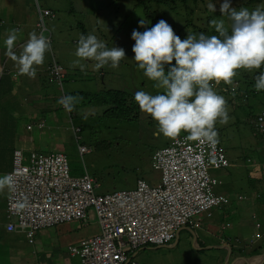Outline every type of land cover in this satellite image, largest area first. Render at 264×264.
<instances>
[{
  "label": "rangeland",
  "instance_id": "rangeland-1",
  "mask_svg": "<svg viewBox=\"0 0 264 264\" xmlns=\"http://www.w3.org/2000/svg\"><path fill=\"white\" fill-rule=\"evenodd\" d=\"M23 1L4 0L0 5V25L2 26L0 28V58L2 56V46L4 47V39L10 29L20 30L18 39L15 42L14 52L19 54L23 45L28 41L22 37L21 30L23 24L28 26L30 23L21 22L19 19L20 14L16 13V9H26V4L22 8L17 6ZM219 1L225 2V0ZM31 2L32 7L35 9L36 0H31ZM39 2L42 7L57 9L53 18L58 22V25L51 24V27L55 28L54 34L51 35L45 23L39 25L40 34L47 37V39L51 37L48 40L51 51L46 53L44 64L46 63L47 66L49 63L56 64L58 62L63 68L61 72L64 76L60 80L61 75L52 73L48 65L46 67L47 71L42 72V76L35 77L31 82L23 78L24 89H20L19 85L22 83L16 81L15 89H17V92L7 95L5 100V96L0 98V163L6 161L10 146L14 142L17 145L19 144V134L25 129L27 123H31L35 125L32 130L37 132L36 136H38L39 142H52L51 144L54 146L57 139L62 140L59 147L41 150V152L50 153L58 150L66 153L69 158L71 174L81 176L87 171L100 183L99 191L102 193L121 189H134L137 179L144 176L151 183L158 182L160 176L162 178V172L159 168L153 166L155 152L157 149L171 144L172 140L154 134L157 131L156 122L147 114L140 111L139 116L136 118H119L107 113L110 108L102 102L105 90L108 89L125 91L133 99L137 91H146L150 94H156L157 92L153 87V82L143 75L142 70L137 68L136 62L133 60L132 46L135 41L131 38L132 32L134 29L141 32L145 30V28L139 26V21L135 20L136 13L134 9H116L121 3H127V0H39ZM228 2L239 7L246 0H228ZM211 3H213L212 0H199L198 3H193L191 11H186L185 8L179 9L182 3L176 0L169 5H161L169 13V15L162 14L161 17L174 25L175 34L183 40L187 38L188 32L196 35L202 33L198 29L207 27L212 19H224L226 24L230 23L227 17H222L219 8L211 13L203 11L204 6ZM250 5L255 8L257 6L264 7V0H256ZM168 9L173 11L170 12ZM248 9L250 10V8ZM34 12L36 13V10ZM154 15L158 17L157 13H154ZM149 19L153 20L154 18ZM162 19H159L158 22ZM48 23L50 22L46 20V25ZM183 23L189 24V30L182 28L185 27ZM149 26L150 23L147 22V27L149 28ZM211 29L213 28L210 27L209 23L208 30L211 31ZM183 31L185 34H182ZM82 34L96 35L109 48L114 46L123 48L126 56L121 60L120 67L113 69L110 66H105L95 70L93 61L84 60L81 63L86 65L85 72H81L79 67L73 68L71 65L73 60L76 59L75 51L79 37ZM205 35H209V32ZM7 59L10 58L7 57ZM49 76L52 78L49 79ZM85 94H89L91 97H85ZM34 95L40 98L36 99ZM66 95L82 97L71 113L66 112L58 104V100ZM254 97L255 102L246 103L245 99L243 101L245 104L240 103V107L236 111L234 107L231 109L227 106L228 123L224 125L218 123L216 125L221 129L218 133L220 144L231 163L229 167L212 169L211 172L218 180L216 191L222 189L225 194H228L226 208H222V210L215 208L213 212L216 213L210 218L207 213L197 214L191 218L190 223L182 226L179 234L184 242L177 244L175 239L170 243L176 245L177 256L171 258L169 264H208L204 251L208 250L205 247L211 245H202L200 242L199 249L195 245V237H198L199 240L200 232L208 231L206 227H212V230H216L220 236L224 234L230 236L231 246L233 247L230 264H245L247 260L250 264H259L258 259L261 261L260 263L264 261V254L262 253V255L248 256L254 252L256 244H261L264 247L263 224H261L260 229L261 235L258 234L254 237L253 241L254 239L255 241L250 245L244 243L251 240L255 220L247 221L243 225L228 224L227 229H221L220 226L222 223L221 217H224L225 212L233 211L237 214L238 206L230 211L233 204L246 203V201H238V194L243 193L241 187L248 183L247 175L252 179L258 176L263 182L264 132L257 130L255 122L254 124L244 122L247 119L246 111L249 108L253 111L257 110V115L264 110V105L260 103V96L255 94ZM17 101L18 107L21 105L20 116L17 115L19 111L15 110ZM44 105L53 108V110L44 107L39 108V106ZM16 122L18 124L21 122L24 126L18 129L16 128ZM41 122L45 124L44 128L38 127ZM76 127H81L82 131L75 135ZM78 137L81 144L92 148L91 153L83 156L80 154L76 140ZM26 155L28 156V154ZM249 158L250 161H253V164L248 161ZM27 163L30 164L29 161ZM246 165L251 167L250 170L245 169ZM229 184L234 188L232 192L231 188L228 189ZM249 196L253 197L252 190ZM240 207H243L242 204ZM253 217L254 215L249 211L242 219L251 220ZM79 222L82 221L73 220L61 224L60 230H68V227L72 229V232L60 234L58 237L60 247L65 250L64 257L69 254L67 245L72 244L70 242L73 238L82 237L87 239L89 237L86 236L89 234L93 233L92 236L94 237L101 233L98 219L97 221H89L82 228H78ZM236 237L239 238L238 241ZM78 243H80V240L76 242V244ZM216 244L221 245L219 242ZM154 248L148 245L147 248L139 252L137 257L140 259L143 255H149ZM210 251L215 253V250ZM152 253L155 254L156 259H160L161 255L159 253L153 251ZM226 255H228L227 252H225ZM238 257H240L241 263L236 260ZM245 257L246 259H244ZM159 261V264H166L161 260Z\"/></svg>",
  "mask_w": 264,
  "mask_h": 264
},
{
  "label": "built area",
  "instance_id": "built-area-1",
  "mask_svg": "<svg viewBox=\"0 0 264 264\" xmlns=\"http://www.w3.org/2000/svg\"><path fill=\"white\" fill-rule=\"evenodd\" d=\"M61 69L56 63L51 71L61 75ZM255 125L264 132V110ZM184 135L156 150L153 166L162 172L158 185L138 179L134 189L106 194L98 192L99 184L88 173L72 176L64 152L32 151L27 156L15 149L8 173L15 181L7 203L8 229L25 232L33 242L42 229L73 220L85 223L94 214L100 235L70 245L79 261L67 264H140L133 253L146 245L171 243L193 216L211 215L227 201L215 192L218 181L211 172L229 165L222 147L185 142ZM79 149L81 154L89 151Z\"/></svg>",
  "mask_w": 264,
  "mask_h": 264
},
{
  "label": "clouds",
  "instance_id": "clouds-1",
  "mask_svg": "<svg viewBox=\"0 0 264 264\" xmlns=\"http://www.w3.org/2000/svg\"><path fill=\"white\" fill-rule=\"evenodd\" d=\"M208 10L215 12L216 5L209 4ZM220 11L222 17H227L230 23L226 24L224 19H212L210 27L217 35L188 32L187 38L182 40L165 20L147 28L142 19L139 26L145 30H133V60L157 90L156 94L137 91L134 100L141 113L147 114L156 122L155 135L176 141L182 133H186L183 136L185 142L206 143L215 147L219 143L216 125L227 124L229 120L227 100L216 91V87L221 83L230 85L232 94L235 95L234 80L240 70L252 72L264 67V7L257 6L251 11L246 7L237 10L225 0ZM19 31L15 28L8 31L4 39L5 55L14 62L20 75L34 79L37 67L43 65L51 46L47 37L33 31L17 54L14 47ZM75 56L71 66L79 67L81 72H85L86 65L81 61H93L95 70L105 66L117 69L126 53L117 46L109 48L94 34H82ZM254 88L258 92L264 91V72L255 77ZM81 99L82 97L66 95L58 100V104L71 113ZM229 166L230 163L226 167ZM262 168L264 169V164ZM14 185L13 175L0 177V192L6 188L12 192ZM238 195L241 199L238 201L246 199L245 193ZM226 203L228 197L224 204ZM6 216L7 227L10 221L8 212ZM226 245L228 246L227 243ZM229 248L231 250L232 246ZM246 262L249 263L248 260Z\"/></svg>",
  "mask_w": 264,
  "mask_h": 264
},
{
  "label": "crops",
  "instance_id": "crops-1",
  "mask_svg": "<svg viewBox=\"0 0 264 264\" xmlns=\"http://www.w3.org/2000/svg\"><path fill=\"white\" fill-rule=\"evenodd\" d=\"M3 1L4 0H0V5L2 4ZM36 3L37 4H36L35 9L32 7L31 0L30 1L24 0L22 3L17 4V6H19L18 8H22L26 4V9H16V13L20 14V18H19L20 21L23 23H30L28 26H26L25 24L22 23L23 28L21 30V35L25 40L29 39V33L33 32V31H35L39 35L40 34L39 25H41L42 23H45V26H46V28H48V30H50L51 35L54 34V32H55V28H52L51 24H57L58 25V22H56L53 18L56 14L55 11L57 9H53L51 7H42L39 0H36ZM28 8H30V9H28ZM34 10H36V13L34 12ZM45 10H49L51 13L49 15H46L44 12ZM46 20H48L50 22L47 25H46ZM1 27L2 26L0 25V28ZM50 39H51V37L48 38V40H50ZM1 50H2V56L0 58V98L2 96H5L4 97V100H5L7 95H11V94H14L17 92V89H15L16 81H18L19 83L21 82L22 84H20L19 87H20V89H24L23 88L24 87L23 86V78H25L26 80L28 79L29 82H31L33 79H30L26 75H20L14 66V62L10 59H7V57L5 56V52H6L5 46L4 47L2 46ZM56 63L58 64V62H56ZM48 65H49V69L51 71L54 64L49 63V64H47V66ZM47 66H46V63L45 64L43 63V65L38 66L36 77L42 76L41 73L42 72L45 73L47 71L46 70ZM63 76L64 75L61 72V76L59 77L60 80H61V78H63ZM51 78L49 76V79H51ZM36 81H38V80H36ZM34 97L36 99L40 98L39 96H36V95H34ZM42 107H44L45 109L53 110V108H51L49 106H45V105L39 106V108H42ZM20 108H21V105H19V107H18V101H17V103L15 104V110L17 109L19 111L17 114L19 116L21 115ZM39 108H37V110H39ZM110 115H112V114H110ZM37 118H39V117H37ZM15 120H16V118H15ZM23 126H24L23 123L20 122V124H18L16 122V128L19 129ZM33 126H35V125H33L31 123H27L25 129L18 136L19 144L17 145V143L14 142L10 146L9 156L7 157L5 162L0 163V177L8 174L12 170L13 152L15 149L20 148L24 151V153L30 155V153L32 151L41 152V150H47V149H53V148L59 147L60 141H62L60 138L56 140L57 142H54L55 143L54 146L51 144L52 142H49V143L39 142L38 136H36L37 132L32 130ZM38 127L44 128L45 124L43 122H41V123H39ZM29 131H31L32 133H30ZM76 140L78 143L80 141V138L78 137V138H76ZM85 146L89 148V151L87 153H84V154L80 153L82 156L92 152L91 147H89L88 145H85ZM56 151H58V150H55L52 152H56ZM262 164H264V159L262 160ZM86 173H88V172L86 171L83 174H86ZM89 176L91 178H93L90 174H89ZM255 178H258V177H255ZM138 179H144L147 182H149L145 178V176L139 177ZM160 182H161V176H160V180L158 182H153V183L149 182V183L151 185H158ZM98 184H99L98 192L101 194H106V193H102L99 191L101 185H100V183H98ZM136 184H137V182H136ZM241 189H242L243 193H247L250 195L251 190H252V195L255 194V197H253L252 199H249L250 202L247 205L248 208H246L244 210L240 209L239 206L242 203L233 204L232 207L230 208V211L235 206H238L237 214H235L232 211V212H229V214L232 213V214H230V216H227L225 214L224 217H221V219H222L223 224H228L230 222L229 224L233 223V224H240V225H243L247 221H254L255 220V225L253 226V228H254L253 232L254 233L250 237L251 240H250V242L244 243V244L250 245V243H254V241H255V239L253 241L254 237L258 236V234L261 235V230H260L262 227L261 224H263V226H264V220H263V218H264V212H263L264 211L263 210L264 209V182H262L261 180H257V182H255L253 187L249 183H247L246 185L242 186ZM109 193H111V192H109ZM256 193H257V195H256ZM9 195H10V192L7 190V188L3 192H0V264H67L69 262L76 263L78 261V257L71 255L69 251H68V253H69L68 256L64 257L65 250H63L60 247V243L58 242V237L60 234L62 235V234L72 232V229L70 227H68L69 228L68 230H60V228L62 226H54V227H48V228L42 229L39 232H37L33 242H30L28 237L26 236V234L22 231H11V230H9L6 227V223H7L6 213H7V203H8ZM258 195H259V197H258ZM245 200H248V199H245ZM242 205H244V204H242ZM249 205H250V207H249ZM247 209H249V210H247ZM249 211L251 213H253V215H254L253 219H251V220L242 219V218H244L246 212H249ZM96 218H97L96 215L93 214L85 223L79 222L78 228H82L84 225L88 224L89 221H92V220L97 221ZM234 220H235V222H233ZM68 222H70V221H68ZM98 224H99V230L101 231V226H100L99 221H98ZM206 228L208 231L200 232L199 240H198V237H195L196 248L199 249L201 244L202 245H211V246L205 247V249H208V250L204 251V254L206 257V262L208 264H230L231 255H232V253H231L232 250H230V248H229V247H231L230 240H228L226 237H224L225 235L220 236L216 230H212V227H206ZM179 233H180V230L177 233V237H176L177 244L184 242V240L182 241V238L180 237ZM92 235H94V234L93 233L89 234L86 237L90 238V236H92ZM86 237H84V238H86ZM82 239H83L82 237L73 238V240L70 243L76 244V242H78L79 240L82 241ZM247 239H249V238H247ZM200 242H201V244H200ZM217 242H220L222 245H217L216 244ZM226 243L228 244V246L226 245ZM72 244L67 245V250H68V246H70ZM147 246L148 245L140 248L138 251H136L135 253L132 254V257L135 258L140 264H159L158 263V262H160L159 260L163 261L166 264H169V260L171 258L177 256L175 244H168V245L166 244L163 246L150 245V246L155 247L152 250L153 252L159 253L161 255L160 259H156L155 254L152 253V251L149 255H143L139 259L137 257L139 255V252L142 249L147 248ZM220 247H224V249H227L226 252L228 253V255L225 256L224 249H222ZM212 248H214V249L218 248V249H216V250H218V252L212 253L210 251V250H212ZM254 248H255L254 251L256 253H258L255 255H259L261 253L264 254V250H262L264 247L261 246V244H259V245L256 244V246ZM257 250H259V252ZM236 260L241 263L240 257H238ZM234 261H235V259H234ZM202 262H203V260H202ZM257 262L259 264H262V263H260L261 261L259 259Z\"/></svg>",
  "mask_w": 264,
  "mask_h": 264
},
{
  "label": "trees",
  "instance_id": "trees-1",
  "mask_svg": "<svg viewBox=\"0 0 264 264\" xmlns=\"http://www.w3.org/2000/svg\"><path fill=\"white\" fill-rule=\"evenodd\" d=\"M173 1H176V0H127V3H121V5L119 7H117L116 9H134V12L136 13L135 14V20L140 21V20L143 19L146 22V27H147V22H148V23H150L149 28H151L152 26H154L158 22L159 19H162V17H161L162 14L169 15V13H167V9H164L161 5H169ZM212 1H213V3H211V4H215L216 5V10H218V8L220 9L219 6H221V4L224 3V2H220L219 0H212ZM254 1H256V0H246V2L242 3L239 7L234 6L231 3L230 4H231V6L233 8H236L237 10H239V8H241V7H246V8H250V10H253V9H255V7H253L250 4H252ZM177 2H181L182 3V5H181V7L179 9L185 8L184 10L191 11L193 9V3H198L199 0H177ZM168 11L171 12L173 10L172 9H168ZM203 11L206 12V13H211L208 10V5L204 6ZM154 13L155 14L157 13L158 17H156L154 15ZM151 17L154 18V19L150 20L149 18H151ZM162 20H165L172 28L174 27V25L171 22H169L168 20H166V19H162ZM177 22H178V18H177ZM183 24H185V27H182V28H184V29L186 28V29L189 30V24H186V23H183ZM208 25H209V23L207 24V27H204L202 29H198V31H202V33H205V34L209 32L210 36L211 35H217V33L215 32L214 29H211V31L208 30ZM182 34H185L184 31H183ZM260 72H264V67H262L261 69H258V70H253L252 72L240 70L238 72L235 80H234V85H235V88H236L235 95L232 94V86L225 85L223 83H221L219 86L216 87V91L219 94L225 96V98L227 100V106H229V108H231V109H232V107H234L235 111L237 110L238 107H240L239 104L243 103V101L245 99H246V103L255 102V100H254L255 99V97H254L255 94L260 96V98H259L260 99V103H262L264 105V91H259L258 92L254 88L255 77L257 75H259ZM105 91H106L104 93L105 96L102 98V102L104 104L108 105L109 108H110V109H108L107 113L112 114L113 116H117L119 118H124V119H132V118H136V117L139 116L140 109H139L138 104L135 102V100L132 97H130L128 94H126L125 91L118 90V89H108V90H105ZM85 97H91V96H89V94H85ZM243 104H245V103H243ZM246 115H247L246 116L247 119L244 122H248L250 124L251 123L254 124V121L257 118V110L253 111L252 109L249 108L246 111ZM216 130L219 133V131L221 129L219 127H216ZM80 131H82L81 127H76L75 128V134H77ZM219 144H220V141H219ZM79 146H85V144H81L80 141H79L78 142V147ZM220 146H221V144H220ZM222 149H223V147H222ZM223 151H224V149H223ZM225 154H226V152H225ZM25 155H26V153H25ZM226 156H227V154H226ZM227 158L229 160V163H231L228 156H227ZM248 161L253 164V161H250V158L248 159ZM233 162H235V161H233ZM249 165L252 166L251 164H249ZM250 166L246 165L245 169L246 170H250L249 169V168H251ZM70 173H71V169H70ZM83 175H81V176H83ZM72 176H74V175H72ZM75 177H80V176H75ZM257 180H261V179L260 178H255V177L252 179L249 175H247V181L252 187L254 186L255 182H257ZM263 182H264V179H263ZM230 188H231V192H232L234 190V188H233V186L231 184H229L228 189H230ZM215 192L224 194L226 197L228 195V194H225V192H223L222 189H221V191H216V186H215ZM245 195H246V199H248V200H244V201H246V203H242L244 205H242L243 207H240V209H243V210L248 208L247 205L250 202L249 199H252L253 197H255V194H253L252 198L247 193H245ZM256 195H257V193H256ZM258 197H259V195H258ZM239 200H241V199H239ZM244 201H239V202H244ZM226 206H227V203L223 204V205H221L219 207H216V208L217 209L219 208V209L222 210V208H226ZM213 210H212V216H213V214L216 213L215 211L213 212ZM247 210H249V209H247ZM225 214L227 216H230V214L227 213V212H225ZM252 215H253V213H252ZM212 216H210V217H212ZM61 224L62 223H58V224H55V225H53L51 227L61 226ZM228 224L225 225V224L221 223L220 224L221 229H227L228 228ZM224 235H225V237L228 240L231 241V238H229L230 236H228L226 234H224ZM236 239L238 241L239 238L236 237ZM219 244H221V243L219 242ZM220 248L224 249V247H220ZM232 248H231V250H232ZM216 249H218V248H215V249L212 248V250H215V253L218 252V250H216ZM68 251L70 252L69 246H68ZM226 251H227V249H224V252H226ZM257 251L259 252V250H257ZM231 253H232V251H231ZM255 254H258V253H256L254 251L250 255H255ZM76 257H78V256H76ZM78 261H79V257H78ZM262 263H264V261ZM245 264H250V263L246 262Z\"/></svg>",
  "mask_w": 264,
  "mask_h": 264
}]
</instances>
